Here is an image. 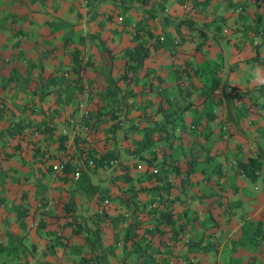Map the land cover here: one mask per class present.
<instances>
[{
    "label": "crops",
    "instance_id": "crops-1",
    "mask_svg": "<svg viewBox=\"0 0 264 264\" xmlns=\"http://www.w3.org/2000/svg\"><path fill=\"white\" fill-rule=\"evenodd\" d=\"M200 1L0 0V106L10 116L22 115L41 131L26 146L16 148L19 153L7 155L2 164L9 163L10 158L16 163L14 168L21 169L24 159L20 156L26 152L31 165L43 168L39 152L54 151L53 145L57 143L68 151L73 134L56 138L45 131L47 124L56 123L63 132L70 128L72 120L80 118L84 124V116L90 111L82 109L85 86L129 85L135 70L114 80H107L102 72L121 71L125 67V57L121 54L126 47L141 41L149 50L153 48L150 54L154 55L138 65L142 74L137 84L148 81V70L160 76L167 71L168 83L174 84V64L183 60L190 62V70H197L198 74L191 78L192 84L201 85V74L208 82L211 75L218 80L214 88L207 85L212 100L209 101V96L205 99V95L197 101L190 98V109L181 114L189 125L193 143L210 142L211 149H206L218 154L221 165L217 166L230 171L215 180L224 183L220 196L225 194L228 210L221 208L224 202H212V206L205 207L207 199L219 196L216 188L202 192L201 198L198 195L187 199L190 207L200 212V220L207 222L203 227L192 226L194 244L201 250L192 254L205 263L212 259L214 264H264V31H257L259 26H264V0H208L198 13ZM179 9L185 13L175 16ZM185 16L193 23L202 24L205 33L202 58L190 50L194 44L179 43L178 30L170 26ZM147 30L153 32L147 35ZM193 39L196 42L198 35ZM108 53L113 55L115 67L101 63ZM175 55L178 57L173 58ZM169 56L171 62L166 63ZM150 81L156 84L152 77ZM186 81L190 79L185 77ZM95 107L99 108V104ZM221 124H225L226 132L220 134ZM80 126H75L77 135H81ZM202 152L198 151V160ZM248 161L259 163L252 177L246 174L249 170L238 169V163ZM83 165L79 161L76 167ZM197 165L203 171L211 167L204 160L197 161ZM14 213L22 216L27 210L18 206ZM35 216L45 218L39 211L32 214L33 219ZM17 218L19 221L20 217ZM36 219V228L28 229L19 243L32 247L34 254L42 253L37 261L33 255L28 264H45L43 232L47 227L39 225ZM244 225L246 229L257 226L260 233L237 244L235 239ZM198 228L204 232V238H200L201 234L196 238L195 231H201ZM33 232L38 233V241L29 243L27 237ZM192 237L185 243L182 238L180 245L186 248Z\"/></svg>",
    "mask_w": 264,
    "mask_h": 264
},
{
    "label": "rangeland",
    "instance_id": "rangeland-1",
    "mask_svg": "<svg viewBox=\"0 0 264 264\" xmlns=\"http://www.w3.org/2000/svg\"><path fill=\"white\" fill-rule=\"evenodd\" d=\"M182 10L179 9L175 16L185 13ZM199 25L202 26V24ZM170 26L178 30L177 41L185 44L181 32H187L188 29L178 23H171ZM149 32L153 31L147 30V35ZM151 50L148 56L154 55L150 54ZM190 50L197 58H202L201 51H195L193 48ZM171 59L169 56L165 62L169 63ZM104 62L108 67H115L112 64V54L105 55L104 59H101V63L104 64ZM185 64L190 63L186 61ZM134 70L131 80L135 82L131 81L127 86L111 84L106 87H84L82 109H90L84 116V124H81L82 119L80 118L72 120L69 131L66 129L64 132L54 125L56 123L47 124L45 131L56 138L67 133L73 134V138L75 136L83 138L84 141L81 139L77 141L91 146L95 163L96 157L108 149L112 154L103 158L100 164H93L89 160V154L83 160L77 148L73 147L66 151L65 147L59 148L61 145L57 143L53 145L54 151L48 149L38 153L43 168H35L33 164L31 165L26 152L20 156L24 159V166L21 169L17 167L15 169L16 163L10 158L9 163L4 162V166L2 161L7 159V155L10 157L14 153H19L16 148L26 146V143L36 134H41V131L32 123H27L18 113L13 114L16 118L14 119L13 116L5 113L3 106H0V264H28V259L33 255L36 261L42 257L40 251L34 254L32 247L19 243L28 229L32 226L36 228L37 217L38 224L47 227L43 232L46 234L43 251L46 255L45 264H117L119 262H126V264H214L212 259L205 263L200 258L195 259L192 254L194 251H201L200 246L194 244L196 241L191 235L192 226L197 228L196 224H199L203 227L202 224L206 225L207 222L200 220V212L192 209L187 199L216 188L219 196L207 199L205 207L212 206V202H224L221 208L228 210L230 205L224 198L225 194L220 196L224 183L215 180L230 171H224L222 167L217 166L221 163L217 161L218 154L214 151L210 152V142L207 145L199 142L193 143L192 137L189 136V125L182 122L181 118L175 120L174 127L170 125L168 129L156 127L160 121L162 124L164 121L161 112L151 114L157 102L162 101L166 94L172 96L178 93L180 98L175 72L173 71L174 84L168 83L170 76L168 77L167 71L160 76L159 73L156 74L155 71L150 70L147 71L148 81L137 84L136 80L140 77L139 74H142V70L138 69V65ZM128 71L130 70H125L124 67L114 74L108 71L102 74L107 80H114L122 78L124 74L127 76ZM151 77L156 84L150 81ZM183 78L180 75V82H185ZM199 82L201 89L197 88L192 93L191 100L197 101L201 98L203 93L200 91L209 85L202 74L199 76ZM211 94L206 93L204 98L206 99ZM209 97V101L212 100V95ZM146 100H148V109L146 115L142 116V104ZM96 103L99 104V108L95 107ZM91 104L94 105L91 106ZM10 121L15 123H9ZM5 123L9 124L5 125ZM79 125H81V135L76 134L75 126ZM144 127L148 128L149 132L145 134V138L142 132ZM2 128L5 129L4 132ZM131 133L133 137L130 136ZM159 134H166L167 138L157 139ZM79 142V148H81L83 145ZM198 151L204 152L199 155V160L197 159ZM202 160L209 162L211 166L206 171L198 167L200 165L196 166L197 161ZM43 161L45 163H42ZM66 161H71L72 171L63 174L60 170L63 162ZM79 161L85 164L83 165L85 169L83 166L76 167ZM87 164L91 166L88 167ZM189 167L193 169V172L181 181L180 178L184 176L185 169ZM176 168L177 173H175ZM150 170L157 172L163 178L161 195H156V189L134 193L136 191L134 188H142L153 182L149 181L154 175L152 172L149 173ZM125 173L128 177L123 176ZM259 182L262 184L261 180ZM201 196L199 195V198ZM129 200L139 202L141 208L134 210L133 204H127ZM153 205L156 211L167 207L172 212L171 229L178 231L172 241L171 239L174 238L170 235L172 231L167 229L170 224H163L157 219L149 218L143 211ZM18 206L25 208L27 214L17 216L14 212ZM38 211L43 214L44 219L39 216L32 218V214ZM17 217H20L19 221ZM138 219L142 222L139 223V227L134 228ZM22 223L24 226H21ZM68 223L71 225L69 226ZM65 224L67 225L64 226ZM216 226L218 227V224ZM145 228L149 233L145 231ZM244 228L245 225L235 239L237 244L252 238L250 232ZM125 230H127L126 236L123 235ZM197 230L201 231H195L196 238L199 234H201L200 238H204L202 229ZM150 231L153 232L150 233ZM217 234L221 240L220 233ZM129 235L132 239L127 238ZM37 236H39L38 233L36 235L33 232L27 237L28 242L36 243ZM190 237H192L191 243L186 248L184 244L180 245L182 238L185 243ZM206 238H208V233ZM133 239L138 240L139 244H131ZM147 239L151 243L149 246L146 244ZM148 252L150 256H147Z\"/></svg>",
    "mask_w": 264,
    "mask_h": 264
},
{
    "label": "trees",
    "instance_id": "trees-1",
    "mask_svg": "<svg viewBox=\"0 0 264 264\" xmlns=\"http://www.w3.org/2000/svg\"><path fill=\"white\" fill-rule=\"evenodd\" d=\"M207 3H208V0H201L199 2L200 5L198 7V13H201L200 10H202V7L205 6ZM176 23L180 24V26L184 25L188 29L187 32L186 31L181 32L182 37H184L183 39L186 43L194 42L193 37L198 35L197 41L193 43L194 44L193 50L201 51V44L203 41L202 37L205 36L204 30L201 28V26L199 24L193 23L189 18H181ZM257 31H264V26H259ZM149 33H151V32H149ZM192 53H193V51H192ZM121 55L125 57V60H124L125 70L129 69L133 72L134 68L137 65H139L140 63H142V61L149 55L148 45H143V43L141 41H138L134 45H132L131 47H126L125 51ZM185 63H186V61H184V60L182 62H180L178 64V65H181L179 67V69H178V67H176V64H174V67H175L174 72H175V76H176L175 77L176 85H177L178 91L180 93V98H179L178 93H176L172 96H168L166 94L164 96V98H162V101L159 100L157 102L154 110L151 113V114H155V113L161 112L163 114V118H164L163 124L160 123V124L156 125V127L159 129L160 128L161 129H168L167 128L168 125L174 127L175 123H176L175 120L178 118H181L182 122H184V118L182 117L181 114L190 109L192 101H190L189 99L192 97L191 96L192 93L197 88L201 89V88H199V85L192 84V82H191L192 76H195L198 74L197 70H195V69L190 70V68L188 67L189 64H185ZM180 73H182V74H180ZM180 75H182L184 77L183 79H185V77L189 78L191 84L189 81H186V83L182 82V84H181ZM217 83H218V80H217L216 76L211 75L208 87L214 88L217 85ZM200 92L203 93V96L206 95V93H212L210 91L208 92L207 88H204V90L202 89V91H200ZM211 95H209V96H211ZM147 109H148V100H146L142 104V111H143V113H141L142 116L146 115ZM223 126H224V129L222 128ZM176 127H178V126H176ZM147 129L148 128H146V127L143 128L142 132H143L144 138H145V134L149 133L147 131ZM219 130H220V134L226 132L225 124H221L219 126ZM165 138H167L166 134L157 135V139H165ZM79 139H81V141H84L83 138H81L79 136L78 137L75 136L73 138L72 146L70 148H73V147L77 148L78 154L79 155L81 154V158L83 160H85L86 156L89 154V160H91V162L96 165V164H100L102 162L103 158L112 154L110 151H108V149L104 150L103 152L100 153V155L98 157H96V163H95V158H94V154L92 152L91 146L87 143L77 141ZM78 142L80 143V145H83L81 148H79ZM59 148H61V147H59ZM97 158H98V160H97ZM238 165H239V168H238L239 172L249 170V172H246V174L249 177H252V174L254 175V173H256L257 167L259 166V163L248 161V162L238 163ZM176 166H177V164H176ZM176 166H174V168ZM60 171L63 174L71 172L72 171L71 161L63 162L62 169ZM153 171H156V170H153ZM151 172H152V170H150L149 173H151ZM177 172H178V170L176 168L175 173H177ZM192 172H193V169L191 167L186 168L184 173H183L184 176H182L180 178V180L182 181L184 179V177H188ZM152 173H154V172H152ZM156 175L160 176L157 172L154 173V175L152 176L153 177L152 180H149V181H153V182L148 186H142V188H134L136 190L134 193H136L138 191H143V190L156 189V195L160 196L161 195L160 189L162 188L161 184H162L163 178H161V176L155 177ZM123 176L128 177V175L126 173ZM129 187H131V186H129ZM136 197H138V196H136ZM128 203L134 205L133 206L134 210L141 208V204H139V202L129 200V202H127V204ZM143 211L146 212V214L148 215L149 218H154L155 220L157 219L158 222H162L163 224H170L169 226H167V229H168V231L171 229V227H172L171 223L173 222V219H172L173 215H172V212L167 207L159 208L156 211L155 205H153L152 207L148 206V208H145V210H143ZM140 222H142L141 219L136 220L134 228L139 227ZM66 225L67 224H65L64 226H66ZM68 225L70 226L71 223H68ZM145 231L148 232L147 228H145ZM162 231H164V230H162ZM170 231H172V232H170V235L174 237L171 239V241H172L173 239H175V236H176L178 231L175 229H171ZM247 231L250 232L252 237H254L255 235L257 236L260 233V229L257 228V226L254 227V225L253 226L251 225L250 228L247 229ZM152 232L153 231H150V233H152ZM263 232H264V230H263ZM126 233H127V230L124 231L123 235L126 236ZM134 233H136V232H134ZM127 238L132 239V236L129 235ZM137 243L139 244L138 240H134V239L131 240V244L137 245ZM146 244H147V246H149L151 244L148 239H147ZM147 256H150V252H148ZM117 264H126V262H123V263L119 262Z\"/></svg>",
    "mask_w": 264,
    "mask_h": 264
},
{
    "label": "built area",
    "instance_id": "built-area-1",
    "mask_svg": "<svg viewBox=\"0 0 264 264\" xmlns=\"http://www.w3.org/2000/svg\"><path fill=\"white\" fill-rule=\"evenodd\" d=\"M222 128L224 129V126Z\"/></svg>",
    "mask_w": 264,
    "mask_h": 264
}]
</instances>
